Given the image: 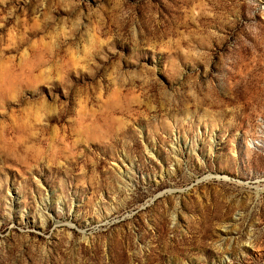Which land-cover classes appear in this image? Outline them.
<instances>
[{
	"label": "rangeland",
	"instance_id": "1",
	"mask_svg": "<svg viewBox=\"0 0 264 264\" xmlns=\"http://www.w3.org/2000/svg\"><path fill=\"white\" fill-rule=\"evenodd\" d=\"M0 264H264V0H0Z\"/></svg>",
	"mask_w": 264,
	"mask_h": 264
}]
</instances>
